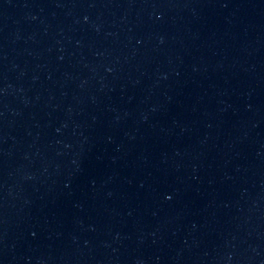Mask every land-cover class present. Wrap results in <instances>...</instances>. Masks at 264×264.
Instances as JSON below:
<instances>
[{
  "label": "water",
  "instance_id": "95a60500",
  "mask_svg": "<svg viewBox=\"0 0 264 264\" xmlns=\"http://www.w3.org/2000/svg\"><path fill=\"white\" fill-rule=\"evenodd\" d=\"M0 264H264V0H0Z\"/></svg>",
  "mask_w": 264,
  "mask_h": 264
}]
</instances>
